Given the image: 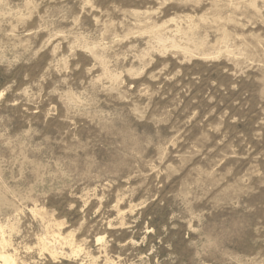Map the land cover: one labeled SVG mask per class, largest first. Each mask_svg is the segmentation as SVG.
<instances>
[{
  "label": "rangeland",
  "instance_id": "1",
  "mask_svg": "<svg viewBox=\"0 0 264 264\" xmlns=\"http://www.w3.org/2000/svg\"><path fill=\"white\" fill-rule=\"evenodd\" d=\"M3 247L264 264V0H0Z\"/></svg>",
  "mask_w": 264,
  "mask_h": 264
},
{
  "label": "bare ground",
  "instance_id": "2",
  "mask_svg": "<svg viewBox=\"0 0 264 264\" xmlns=\"http://www.w3.org/2000/svg\"><path fill=\"white\" fill-rule=\"evenodd\" d=\"M2 236H3V234H2ZM1 241L3 243H6V241L4 240L3 237L1 238ZM0 262H2L3 264H13L11 258L6 255V252H5V248L4 247L0 251Z\"/></svg>",
  "mask_w": 264,
  "mask_h": 264
}]
</instances>
